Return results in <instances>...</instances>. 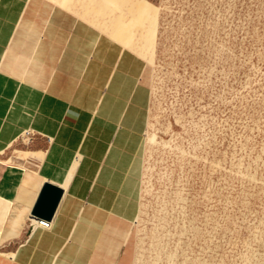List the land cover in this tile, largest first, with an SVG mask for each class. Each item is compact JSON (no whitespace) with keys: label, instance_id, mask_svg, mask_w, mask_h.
<instances>
[{"label":"crops","instance_id":"0c3cea01","mask_svg":"<svg viewBox=\"0 0 264 264\" xmlns=\"http://www.w3.org/2000/svg\"><path fill=\"white\" fill-rule=\"evenodd\" d=\"M62 3L0 0V264H136L147 60ZM48 182L52 228H32Z\"/></svg>","mask_w":264,"mask_h":264},{"label":"rangeland","instance_id":"374dc122","mask_svg":"<svg viewBox=\"0 0 264 264\" xmlns=\"http://www.w3.org/2000/svg\"><path fill=\"white\" fill-rule=\"evenodd\" d=\"M65 1L147 60L137 264H264V0Z\"/></svg>","mask_w":264,"mask_h":264},{"label":"water","instance_id":"95a60500","mask_svg":"<svg viewBox=\"0 0 264 264\" xmlns=\"http://www.w3.org/2000/svg\"><path fill=\"white\" fill-rule=\"evenodd\" d=\"M63 190L53 183H46L41 191L39 199L31 211L32 218L52 220L60 200Z\"/></svg>","mask_w":264,"mask_h":264},{"label":"built area","instance_id":"2783aa9c","mask_svg":"<svg viewBox=\"0 0 264 264\" xmlns=\"http://www.w3.org/2000/svg\"><path fill=\"white\" fill-rule=\"evenodd\" d=\"M31 225H32V228L40 227L44 230H50L53 224L51 220L36 219V220H32Z\"/></svg>","mask_w":264,"mask_h":264},{"label":"bare ground","instance_id":"6f19581e","mask_svg":"<svg viewBox=\"0 0 264 264\" xmlns=\"http://www.w3.org/2000/svg\"><path fill=\"white\" fill-rule=\"evenodd\" d=\"M68 1V0H67ZM65 7H67V3H66V1L65 0H63V3H62ZM120 34V33H119ZM115 37H117V33H115ZM118 37H119V35H118ZM155 142V140H154V138L153 137H150L149 138V143L150 144H153ZM25 155H27V154H25ZM141 214H142V209H141V213H140V216L139 217H141ZM139 256L137 255V261H136V264H137V262L139 263V261H140V259L138 258Z\"/></svg>","mask_w":264,"mask_h":264}]
</instances>
